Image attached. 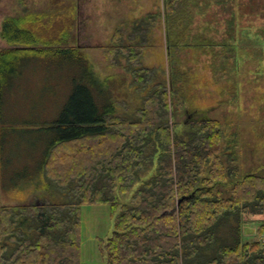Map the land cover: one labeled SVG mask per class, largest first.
Returning <instances> with one entry per match:
<instances>
[{
	"label": "trees",
	"instance_id": "trees-1",
	"mask_svg": "<svg viewBox=\"0 0 264 264\" xmlns=\"http://www.w3.org/2000/svg\"><path fill=\"white\" fill-rule=\"evenodd\" d=\"M32 14L1 24L8 44L0 48L1 118L25 53L77 52L65 42L32 44L21 24ZM156 15L148 13L130 32L116 29L114 38L122 40L109 49L114 63L124 58L134 82L147 89L134 117L115 114L107 85L89 69L85 80L72 77L56 118L32 127L46 140L36 145V168L46 170L62 198L0 205V264H81L80 207L98 203L110 206L114 222L111 235L100 240L104 264H264V241L244 239L250 223H259L258 237L264 233V172H243L232 140L207 108H178L186 82L176 51L206 44L192 31L189 0L164 1L167 81L141 64L150 28L145 19ZM211 54L216 79L225 65ZM180 111L183 121L175 118Z\"/></svg>",
	"mask_w": 264,
	"mask_h": 264
},
{
	"label": "rangeland",
	"instance_id": "rangeland-1",
	"mask_svg": "<svg viewBox=\"0 0 264 264\" xmlns=\"http://www.w3.org/2000/svg\"><path fill=\"white\" fill-rule=\"evenodd\" d=\"M164 1L0 0V31L6 17L27 16L34 12L33 19L21 23L33 35L32 44L59 47L58 44L65 42L66 45L77 43L80 47L74 53L59 52L54 47L51 51L25 53L30 56L24 55L20 66L17 63L15 72L19 75L14 77V85L8 90L0 119L1 201H44L43 183L29 178L35 179L38 171L36 145L46 140L45 135L32 133V127L56 118L54 112L59 111L73 89V76L85 80L92 68L99 80L107 85L117 116L134 117L135 110L142 106L147 89L139 88L130 71L124 65H116L109 51L112 45L119 43L118 39L122 40V37L114 38L116 29L125 28L130 32L139 19L148 13L157 14L156 19H145L150 28L140 62L156 69L164 82L167 81ZM189 3L192 31H200L203 35L199 40H206V44L203 45L205 48L188 45L176 51L186 82V99L178 108H207L208 115L219 119L226 136L237 130V137L242 138V152L248 155L249 150L254 149L251 162L249 157L239 159L243 172L263 173L264 0H189ZM24 7L27 9L23 10ZM69 35L71 37L67 39ZM7 46L0 37V48ZM211 52L216 54L217 60L220 58V65H225L217 69L216 79L210 68ZM122 64H125L124 58ZM227 74H235V78L232 75L223 80L222 75ZM175 118L183 121L185 113L180 111ZM11 163L12 174L7 177ZM44 170L40 171V178ZM43 179L48 182L46 177ZM129 195L128 192L120 199L126 201ZM80 216V262L104 264L100 240L105 241L113 230L110 206L83 204ZM256 226L257 222L246 226L250 230L245 233V240H254L252 234L255 235Z\"/></svg>",
	"mask_w": 264,
	"mask_h": 264
},
{
	"label": "crops",
	"instance_id": "crops-1",
	"mask_svg": "<svg viewBox=\"0 0 264 264\" xmlns=\"http://www.w3.org/2000/svg\"><path fill=\"white\" fill-rule=\"evenodd\" d=\"M66 35V34H65ZM71 36H69L68 38H70ZM74 40V39H73ZM70 46H74V47H76V48H80L78 45H77V43H74L73 45H70ZM80 50H83V49H80ZM235 57L233 56V59H234ZM122 65H124V64H122ZM120 66V65H119ZM91 70H92V68H91ZM92 73L95 75V76H97L96 75V73H95V71H92ZM232 75H234V77L233 78H235V74H227L226 76H224V75H222V77H223V80L224 79H226V77L229 79V77H231ZM98 77V76H97ZM99 78V77H98ZM217 79H220V78H217ZM0 119H1V117H0ZM224 126H225V124H224ZM225 132V131H224ZM237 135H239V133H238V131L237 130H235L234 132H232L230 135H227L228 137H229V139H231L232 141V145L234 146V151H235V153H236V156H237V158H238V160L239 159H241L242 157L243 158H245V157H249L248 158V161L249 162H251V160L253 159V150L251 149V150H249V154L248 155H246V154H244L243 152H242V149H243V145L241 144V141H242V138L240 137V136H238L237 137ZM36 169H38V168H36ZM42 170V168H40V169H38V171L36 172V177H35V179H33V177H31V178H29V179H31V180H38V182H42L43 184H42V186H43V196H44V198H51V199H53L54 201H58L59 199H60V197L62 198V195H60L56 190H55V186H54V182H52V181H50V177L46 174V172H45V170H44V172H43V174H42V176H41V178H40V171ZM8 174H7V177H9L11 174H12V171H11V169L9 168V171L7 172ZM9 173H10V175H9ZM29 176V175H28ZM47 178L48 179V182L47 181H44V179L43 178ZM3 178H5V177H3ZM12 182V181H11ZM11 184V183H10ZM9 188H11V185H10V187ZM4 190V189H3ZM10 190V189H9ZM0 191H1V189H0ZM4 192H5V190H4ZM5 193H7V192H5ZM9 194H11V192H9ZM45 194V195H44ZM0 197H2V192L0 193ZM1 199V198H0ZM40 201V200H39ZM2 202V203H1ZM22 201L21 200H12V199H9L8 200V202H4V201H1L0 200V205H17V204H26V203H21ZM249 226V225H248ZM259 226V223H257V226L255 227V235H253L252 234V236H255V238H260L262 241H264V239H262V236H257V227ZM246 230V233H248L249 232V227L247 228V229H245ZM254 238V239H255Z\"/></svg>",
	"mask_w": 264,
	"mask_h": 264
},
{
	"label": "built area",
	"instance_id": "built-area-1",
	"mask_svg": "<svg viewBox=\"0 0 264 264\" xmlns=\"http://www.w3.org/2000/svg\"><path fill=\"white\" fill-rule=\"evenodd\" d=\"M262 239H264V233L262 234Z\"/></svg>",
	"mask_w": 264,
	"mask_h": 264
},
{
	"label": "water",
	"instance_id": "water-1",
	"mask_svg": "<svg viewBox=\"0 0 264 264\" xmlns=\"http://www.w3.org/2000/svg\"><path fill=\"white\" fill-rule=\"evenodd\" d=\"M180 201V200H179ZM179 201H178V203H179Z\"/></svg>",
	"mask_w": 264,
	"mask_h": 264
}]
</instances>
